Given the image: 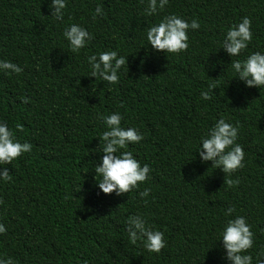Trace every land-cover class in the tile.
Segmentation results:
<instances>
[{
	"label": "trees",
	"instance_id": "16d2710c",
	"mask_svg": "<svg viewBox=\"0 0 264 264\" xmlns=\"http://www.w3.org/2000/svg\"><path fill=\"white\" fill-rule=\"evenodd\" d=\"M49 2L0 0V60L23 69L0 72V120L21 125L17 138L33 146L3 166L12 179L0 183V253L18 264H227L217 240L229 206L252 226L249 251L264 250V87L234 78L219 49L228 27L248 16L253 39L239 58L264 51V0H168L153 16L144 14L146 0H67L61 21ZM97 5L104 15L94 18ZM170 13L200 28L180 53L153 51L144 30ZM72 23L93 35L76 53L62 37ZM109 49L127 56L116 85L89 77L87 57ZM209 78L217 86L204 101ZM112 112L143 134L125 150L151 168L150 179L120 196L94 181L101 117ZM221 116L239 126L245 153L232 187L195 152ZM136 213L164 233L158 254L128 242L125 220Z\"/></svg>",
	"mask_w": 264,
	"mask_h": 264
},
{
	"label": "clouds",
	"instance_id": "9594fccd",
	"mask_svg": "<svg viewBox=\"0 0 264 264\" xmlns=\"http://www.w3.org/2000/svg\"><path fill=\"white\" fill-rule=\"evenodd\" d=\"M168 0H146L144 14L153 16L163 10ZM67 0H50L48 4L50 17L61 21ZM100 5L94 10L95 16H103ZM200 28V22L193 18L190 21L175 13L163 16L157 23L151 24L144 30L147 47L156 52L176 54L188 48L189 30ZM62 37L67 41L71 52L76 53L84 49L92 40L93 35L85 27L77 23L68 24L62 31ZM253 39L251 20L242 16L239 22L228 27L223 39L219 42L220 48L229 57L230 70L234 78L243 82L247 88L257 89L264 87V51H253L244 58H239ZM126 57L118 55L116 50H104L93 53L87 57L89 77L116 85L120 79V70L126 66ZM237 57L236 59H231ZM22 67L9 60H0V72L19 74ZM219 77V76H218ZM217 77V78H218ZM216 79L207 85L206 90L200 91V98L210 100L216 89ZM23 102L27 103L25 99ZM105 130L98 140L99 161L94 163V179L98 190L103 194L128 193L137 189L150 179L151 168L148 164H141L131 150H125L130 144L143 140V134L136 127H122V116L119 112H112L101 117ZM21 125L16 124L15 130L6 122L0 120V183L11 181L8 168L4 165L11 164L24 153L32 150L28 141L21 142L16 136V130ZM239 126L223 116L215 121L207 131L201 135L195 150L201 163L210 162L211 167L219 169L227 179L224 181L228 187L239 184V178H231L232 174L244 167V150L238 139ZM97 153V148L92 150ZM150 188L145 187L138 192L140 198L149 196ZM147 203V199H144ZM235 209L229 206L224 210L225 221L219 231V238L223 250V259L227 264H264V250H258L255 256L249 251L254 247V232L244 215H234ZM232 217V218H228ZM7 231L5 225L0 223V235ZM125 231L130 244L138 242L149 253L158 254L166 246L164 233L151 227L145 217L136 213L129 215L125 220ZM0 264H18L11 256L0 253ZM83 264H88L84 261Z\"/></svg>",
	"mask_w": 264,
	"mask_h": 264
}]
</instances>
